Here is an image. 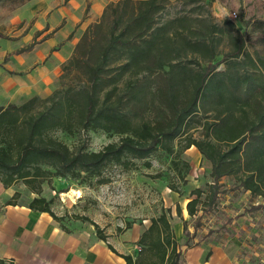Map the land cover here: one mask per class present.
I'll return each instance as SVG.
<instances>
[{"label":"trees","instance_id":"1","mask_svg":"<svg viewBox=\"0 0 264 264\" xmlns=\"http://www.w3.org/2000/svg\"><path fill=\"white\" fill-rule=\"evenodd\" d=\"M0 1L17 6L29 0ZM176 2L179 9L169 15L171 0L109 1L60 64L50 94L0 104V182L35 194L30 209L49 212L57 221H86L105 239L85 215L57 216L50 208L53 198L42 196V185L66 178L104 184L108 179L102 173L111 165L130 170L143 160L149 168L155 151L178 159L192 146L210 163L212 181L206 191H191L189 216L215 205L223 177L261 198L252 210L264 208V20L250 22V32L260 34L253 44L261 48L249 50L232 19H217L202 0ZM50 36L5 54L0 66ZM0 38L9 37L0 33ZM88 131L119 137L90 151L84 142L71 148L54 135ZM22 195L15 191L6 204H17ZM169 212L150 218L136 258L123 256L126 264H180ZM176 213L181 216L178 204Z\"/></svg>","mask_w":264,"mask_h":264},{"label":"rangeland","instance_id":"2","mask_svg":"<svg viewBox=\"0 0 264 264\" xmlns=\"http://www.w3.org/2000/svg\"><path fill=\"white\" fill-rule=\"evenodd\" d=\"M94 1L29 0L17 6L10 1H0V33L9 37L0 38V63L5 54L29 44L34 38L39 40L50 33V37L56 40L51 51L46 44H40L42 41L31 51L13 55L1 64V97L20 102L22 98L17 94L18 87L40 70L51 74L50 90L57 86L60 64L51 68L49 61L52 55L62 50L66 41L74 40L88 23L95 22L89 14ZM171 1L169 15H174L180 6L176 0ZM202 1L217 19L229 18L235 22L249 50L261 48L253 44L260 34L250 32V22L264 20V0ZM38 30L42 32L34 37ZM69 34L71 37L67 38ZM222 67L220 64L218 69ZM54 135L71 148L84 142L90 151L117 141L119 137L102 131L74 135L56 132ZM194 135L198 136V131H194ZM148 161L151 162L149 168L144 166L143 160L136 161L137 167L130 170L115 165L107 167L102 173V177L108 179L104 184H98L95 178L89 182L55 179L50 185H44V194L53 196V211L58 215H85L107 231H117L119 224L124 227L127 222L130 225L141 224L142 220L156 217L170 208L169 223L176 239L178 225L185 224L181 245L191 246L196 241H204L211 247L222 246L236 264H256L264 259V208L251 209L261 202V198L237 189L234 178L223 177L221 193L215 205L212 208L203 206L195 216H189L185 210L187 201L195 197L191 191L195 188L206 191L212 181L210 163L201 157L195 147L187 149L178 159L157 150ZM171 186L177 187L179 193L172 191ZM23 192V200H26L28 196ZM177 204L181 210L180 217L176 213ZM198 207L201 208V205Z\"/></svg>","mask_w":264,"mask_h":264},{"label":"crops","instance_id":"3","mask_svg":"<svg viewBox=\"0 0 264 264\" xmlns=\"http://www.w3.org/2000/svg\"><path fill=\"white\" fill-rule=\"evenodd\" d=\"M107 3L108 0L92 2L89 14L93 21L100 17ZM81 34L82 31L74 40L66 41L62 50L52 55L49 61L51 68L55 65L58 67L71 55ZM55 42L52 36L40 44H46L51 51ZM47 73L40 70L18 87L17 94L22 98L20 102L34 95L45 97L51 93L53 89L48 88V83L52 79L51 74ZM6 83L9 84V80ZM8 103L17 102L0 96L1 105ZM44 185L46 183L42 185V196L53 198L44 194ZM19 186L5 188L0 182V260L4 264H126L124 255L136 258L140 249L137 241L149 226L150 219L142 220L141 224L132 223L127 228L119 224L118 227L122 228L120 231H107L100 226L105 235V239H101L94 227L86 221L68 217L57 221L49 212L30 209L27 203L35 194L28 193L26 200H23L22 195L17 204H6L15 191L24 194V187ZM53 203L50 204L52 211ZM182 230L179 224L175 233L180 245V264H236L222 246L211 247L204 241H196L191 246L181 245Z\"/></svg>","mask_w":264,"mask_h":264},{"label":"bare ground","instance_id":"4","mask_svg":"<svg viewBox=\"0 0 264 264\" xmlns=\"http://www.w3.org/2000/svg\"><path fill=\"white\" fill-rule=\"evenodd\" d=\"M76 194V193H75ZM78 194V196L80 195L79 193H77Z\"/></svg>","mask_w":264,"mask_h":264},{"label":"built area","instance_id":"5","mask_svg":"<svg viewBox=\"0 0 264 264\" xmlns=\"http://www.w3.org/2000/svg\"><path fill=\"white\" fill-rule=\"evenodd\" d=\"M233 16H235V13L233 14Z\"/></svg>","mask_w":264,"mask_h":264}]
</instances>
